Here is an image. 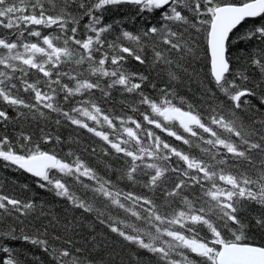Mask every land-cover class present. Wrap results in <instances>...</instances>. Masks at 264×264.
<instances>
[{"label":"snow or ice","instance_id":"1","mask_svg":"<svg viewBox=\"0 0 264 264\" xmlns=\"http://www.w3.org/2000/svg\"><path fill=\"white\" fill-rule=\"evenodd\" d=\"M0 167V264H264V0H0Z\"/></svg>","mask_w":264,"mask_h":264},{"label":"trees","instance_id":"2","mask_svg":"<svg viewBox=\"0 0 264 264\" xmlns=\"http://www.w3.org/2000/svg\"><path fill=\"white\" fill-rule=\"evenodd\" d=\"M133 10L131 8H125L122 11H117L115 13V15L113 17H110V19H125V20H129L131 21L132 19V15H133ZM136 23H139V17L136 18ZM128 28L129 30H132L134 28V24L133 23H129L128 24ZM129 66L133 69L136 68H140L141 66H139L135 61H129ZM195 88V85L193 86ZM186 91V89H185ZM123 99L122 95L119 92H114L113 93V100L109 102V105L112 107H115L117 111L121 110V100ZM62 134L64 136L65 139H67V137L69 135H71L73 137V140H76L77 136H79V139L81 141L80 145L77 144H71V146L76 149V148H80L81 150V154L83 155V158L91 165L93 166L101 175H105V167H104V160L105 158L102 156V154L100 153V144L102 142L97 143L98 138L92 137L91 134H87L86 132H83L81 130H76L74 128V126H64L62 129ZM166 135V134H165ZM178 143V142H177ZM84 146H88L89 148H91L92 146H94L96 148V155H92L91 152H83L82 148ZM69 145L65 144L63 145V150L64 152H67ZM192 151L194 152H198V149L193 148ZM111 159V158H109ZM107 175H112L111 172H108ZM15 180L17 182L16 185H12L11 181ZM0 183L4 184L6 188H8V190H11L12 187H15L16 190L19 192L20 188L19 185L23 184V183H28L30 186L32 185V181L31 179H29V177L26 174H22L19 171H14L12 169H3L2 167H0ZM34 187V186H33ZM121 187H123V183L121 184ZM139 190V189H138ZM83 192V190H82ZM27 195H30V193H25ZM89 195H91L90 193H88ZM46 200L51 201V203L53 204V210L55 212L61 213L63 214V205L62 202H59L58 198L53 199L52 197L46 196L44 197ZM119 210L113 209V212L116 213ZM77 215H79V213H77ZM88 219H91V217H86ZM99 232H105L106 235H111L112 239L115 240L116 237L114 236V234H108L107 230L100 225H97V233ZM97 240L99 242H101V244L103 245V243L105 242V237L99 236L97 235ZM108 243H111V241H107ZM22 242H20V244H16L14 243L12 246L14 247H19L21 246ZM24 247H30L27 245H24ZM112 247H117L116 245H112ZM117 250H119V248H117ZM31 251L33 252H37L38 254V250L36 249H31ZM101 254H102V249L98 250ZM96 253H94L95 255Z\"/></svg>","mask_w":264,"mask_h":264}]
</instances>
